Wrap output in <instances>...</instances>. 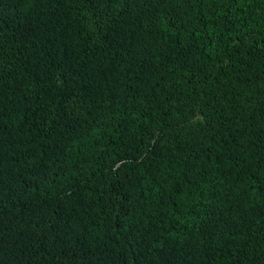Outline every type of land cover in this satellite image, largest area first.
Listing matches in <instances>:
<instances>
[{"label": "trees", "instance_id": "16d2710c", "mask_svg": "<svg viewBox=\"0 0 264 264\" xmlns=\"http://www.w3.org/2000/svg\"><path fill=\"white\" fill-rule=\"evenodd\" d=\"M0 264H264V0H0Z\"/></svg>", "mask_w": 264, "mask_h": 264}]
</instances>
